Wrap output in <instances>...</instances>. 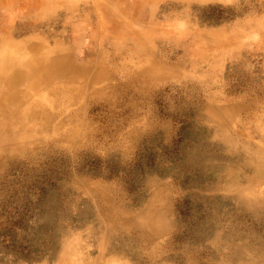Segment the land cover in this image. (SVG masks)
<instances>
[{
  "label": "rangeland",
  "instance_id": "1",
  "mask_svg": "<svg viewBox=\"0 0 264 264\" xmlns=\"http://www.w3.org/2000/svg\"><path fill=\"white\" fill-rule=\"evenodd\" d=\"M9 60L66 64L53 124H84L0 121V264H259L264 0H0Z\"/></svg>",
  "mask_w": 264,
  "mask_h": 264
},
{
  "label": "bare ground",
  "instance_id": "2",
  "mask_svg": "<svg viewBox=\"0 0 264 264\" xmlns=\"http://www.w3.org/2000/svg\"><path fill=\"white\" fill-rule=\"evenodd\" d=\"M9 67H16L15 71L10 74V77L7 76L5 72L0 74V79H2V81L5 80L7 84L6 89L0 94V121L4 120V124H6L7 127L9 126L7 130V137L4 138V140H1L6 143L16 142L19 136L24 137L29 133H32L34 130V126L32 124L35 123L37 125L35 128L39 129V131H51V134L54 135L61 134L60 139L62 140L68 141L78 138L82 130L80 128L84 124V119H82V121H78V124L75 127L71 126L69 128L65 127V125L69 123L67 118L66 121L68 122H65L62 118V122L53 124V121H55L56 118L61 115V111L57 109L58 106L62 105L61 102L70 100L71 98L69 99L67 97L68 94L65 88L62 89L63 91L59 89V87H55L53 90L49 89L51 85V77H53L54 75L63 77L71 76V72H69L67 65L56 63L50 68H45L38 67L35 64H28L27 66L19 67L14 61L9 60ZM88 69L89 68H87V70ZM94 78H96V76H94ZM89 80L90 79L86 77L85 84L88 83ZM25 86L29 88H35L38 90V93H40V95H45L50 98L51 105L54 109L56 108L57 110L51 111L50 109L44 107L38 100L35 99L34 96L31 95V91L29 92V89ZM83 92L84 88L76 91L77 95H81ZM33 106H36L37 108L35 109L33 108ZM59 109L62 110L61 107H59ZM80 112L77 111L74 115L77 116ZM68 117H71V115ZM28 121L31 122V125L26 124V122ZM2 141H0V150L3 149L6 145V143L2 144ZM0 158H2V156H0ZM156 231L159 230L156 229ZM147 235V233L141 232L138 236V239L144 240ZM262 239L264 241V238ZM254 240L256 241V243L259 242L257 238H253V241ZM253 251L257 255L258 263L264 264V242H262L260 246L258 245L256 249L253 248Z\"/></svg>",
  "mask_w": 264,
  "mask_h": 264
},
{
  "label": "crops",
  "instance_id": "3",
  "mask_svg": "<svg viewBox=\"0 0 264 264\" xmlns=\"http://www.w3.org/2000/svg\"><path fill=\"white\" fill-rule=\"evenodd\" d=\"M22 48H24V47H22ZM34 48V47H33ZM22 50V49H21ZM1 76V75H0ZM0 83H6V81L5 80H3L2 81V79H0Z\"/></svg>",
  "mask_w": 264,
  "mask_h": 264
}]
</instances>
